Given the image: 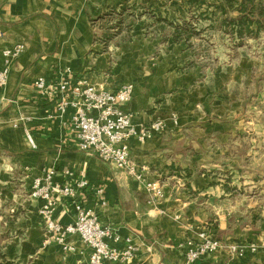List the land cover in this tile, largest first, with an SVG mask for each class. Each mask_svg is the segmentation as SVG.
<instances>
[{
    "label": "crops",
    "instance_id": "0c3cea01",
    "mask_svg": "<svg viewBox=\"0 0 264 264\" xmlns=\"http://www.w3.org/2000/svg\"><path fill=\"white\" fill-rule=\"evenodd\" d=\"M150 1L0 0V70L4 49L25 46L11 67L8 85L0 90V176L10 181L13 199L6 203H11L12 212H20L11 216L16 218L13 222L3 220L10 217L6 214L0 217V246L12 264H86L89 259L90 249L77 236L68 239L74 251H65L53 240L46 243L41 202L31 199L30 192L33 179L51 168L57 171L58 184L75 185L82 177L89 181L80 199L122 237L115 246L123 247L126 239L139 246L133 262L118 264H185L186 242L208 230L213 214L219 216L215 221L221 230L228 226L232 212L221 213L212 200L224 195L223 178L238 173L237 162H229L230 146L239 145L233 139L246 129L244 88H253L247 93L254 95L258 82L244 69L229 73L231 67L221 59L218 67L196 64L189 42L176 43L173 36L165 42L156 32L157 21L153 23L161 15L159 4ZM129 4H146L148 10L130 11V19L136 20L131 21L127 37L121 39L125 34L121 32L120 40L107 47L96 41L94 13L119 12ZM165 6L160 2V9ZM81 77L111 92L132 85V100L124 110L133 115L134 125L166 123L165 132L152 134L143 143H130L131 160L164 186L166 197L160 203L151 204L144 188L124 171L76 148L77 134L69 125L74 110L68 108L61 116L56 87ZM40 78L50 85L46 91L35 87ZM252 123L257 130L258 120ZM28 134L36 149L30 146ZM65 171L72 176H65ZM14 173L24 175L20 188L29 193L28 198L13 194ZM232 184L241 186L238 181ZM75 214L70 201L57 197L58 223L72 224ZM255 228L240 225L222 239L226 244L255 245V252L249 250L239 258L223 249L196 264H264V232L261 226Z\"/></svg>",
    "mask_w": 264,
    "mask_h": 264
},
{
    "label": "built area",
    "instance_id": "2783aa9c",
    "mask_svg": "<svg viewBox=\"0 0 264 264\" xmlns=\"http://www.w3.org/2000/svg\"><path fill=\"white\" fill-rule=\"evenodd\" d=\"M25 52V46L17 44L3 50L4 66L0 70V90L9 82L10 71L14 61ZM38 91H46L50 85L45 79L35 81ZM57 106L61 116L68 108L74 110L69 125L77 134L75 146L82 152L96 155L102 162L116 170L124 171L137 185L144 188L149 202L157 204L166 197L164 186L159 180L148 177V169L131 160V141L145 142L152 134H161L167 129L164 121L158 120L146 126H136L133 115L124 110L132 100L133 86L124 85L111 92L98 88L87 78L62 81L56 87ZM173 122L178 123L176 117ZM33 149L36 143L31 134L27 135ZM65 176H72L70 171ZM57 171L54 168L43 170L33 179L30 197L41 202L39 214L46 243L53 240L65 251H74L69 237L77 236L90 249L86 264H118L133 262L140 251L137 244L130 239L125 240L121 248L114 244L122 242V237L109 225H105L99 216L87 209L80 199V194L90 187L89 181L82 177L75 185L56 183ZM103 196L104 191H97ZM57 197L70 201L75 208V221L69 225H61L54 219ZM227 249L239 258L250 250L255 252V245L238 243L226 244L213 237L208 230H201L197 238L185 244V264H196L202 258Z\"/></svg>",
    "mask_w": 264,
    "mask_h": 264
},
{
    "label": "rangeland",
    "instance_id": "374dc122",
    "mask_svg": "<svg viewBox=\"0 0 264 264\" xmlns=\"http://www.w3.org/2000/svg\"><path fill=\"white\" fill-rule=\"evenodd\" d=\"M153 1L151 0L150 3H154ZM213 1L199 0V4L196 5L190 4L189 0H175L171 4L170 0H157L155 4H159V6L155 8L159 9L161 11L160 16L163 19H167L170 23H181V20L190 22L193 19V27H196L197 32H200L189 42L191 43V53L197 58L196 64L203 67H218L219 60L221 59V62H227L225 64L231 67L228 70L229 73L233 74V72L236 73V70L240 69L242 71L244 69L246 72L253 73L250 79L258 82L256 87L257 91L252 90L255 93L254 95H248L247 93L253 88L243 87L246 91L244 96L246 101L244 103L242 117L246 129L240 133L237 132L236 137L233 139L235 142L238 139L240 141L239 145L231 144L232 147L230 146L229 162H237L235 171L238 173L237 175H230L228 173L226 175L227 178H223L224 183H226V191L220 199L213 198L212 200L213 206L221 207L223 210L221 213L226 211L232 212L227 220L229 224L224 230H221L219 223L215 221V219L218 220L219 216L213 214L209 218V223L212 225L208 227V231L216 239L222 240L224 235L231 233L236 227L244 224L245 226H250V228H258L261 226V231L264 232V32L261 33L257 40H248L244 46L236 47L230 37L221 31L220 23L224 18H221L218 14L216 17H213V21L210 20L212 18L211 12L215 11V9L208 10L207 5L214 3ZM160 2L166 4V9H160L163 8L160 7ZM147 6L146 4H135L133 6L129 4L126 6L127 11L124 16H120L119 13L115 12L113 16L103 18V15L111 14L110 10L101 13L102 19H99L96 15L94 21L95 27L97 28V37L101 40L100 42L103 43L106 40L105 37L108 35H114L112 39L108 40L109 43H114V41H118L120 38L124 39L127 37V29L136 20L133 18H131L132 20L130 19V11L134 10L140 13L139 10H148L145 9ZM167 9L170 10L171 16L167 15ZM134 11L132 13L133 16ZM162 13L165 14L162 15ZM236 15L234 14L233 16ZM156 21L157 19L153 23ZM204 27L208 28V32L203 31ZM212 27L214 28L212 29ZM155 29L159 30L156 32L164 38L165 42L174 34L173 28L164 22L156 23ZM121 32H125V34L118 38ZM242 83L247 82L243 80ZM236 88L238 89V87ZM255 119L258 120L259 127L254 131L252 121ZM254 141L255 143L253 144ZM252 146L254 147L252 148ZM251 151L252 153L255 152V154H250ZM237 155L239 160L237 159ZM23 176L21 173H14V176L11 177L13 179L12 184H15L16 187L14 188L13 194L26 199L29 197V193L23 192V189L20 188L22 186L20 180H22ZM236 181L240 182V188L232 184V182ZM9 184L10 181L3 180L2 176H0V217L4 214L10 216L3 218L7 223L15 221L16 218H11V216L16 217L20 213L16 211L12 212L13 207L10 205L11 203H6L9 199H13ZM245 220L249 222L247 223ZM252 223L255 225H252ZM0 226L3 225L0 224Z\"/></svg>",
    "mask_w": 264,
    "mask_h": 264
},
{
    "label": "trees",
    "instance_id": "16d2710c",
    "mask_svg": "<svg viewBox=\"0 0 264 264\" xmlns=\"http://www.w3.org/2000/svg\"><path fill=\"white\" fill-rule=\"evenodd\" d=\"M213 2L214 3L207 5L208 10L215 9V11L211 12L212 18H210V20L213 21V17H216L218 14L221 18H224L220 23L221 31L230 37L236 47L244 46L245 42L248 40H257L261 33L264 32V0H214ZM189 3L198 5L199 0H189ZM110 11L111 14H106L105 16H102L99 12L94 13V17H92L93 25H95L94 18L96 15L99 19H102V17L113 16V14L117 12L116 9ZM125 11L126 5L117 13L123 16ZM147 13L150 14V12H146V14ZM234 14L237 15L233 16ZM202 15H204V13H202ZM159 22H164L173 28V37L176 43L190 42L194 36L200 33L197 32V29H195L196 27H193V19L190 22L181 20V23H170L167 19H163L160 16L157 18V23ZM213 28L214 27H212V29ZM113 36L114 35H108L105 37L106 40L103 43L106 47L109 43L108 40L112 39ZM96 41H101L97 35ZM0 264H12L6 259L1 246Z\"/></svg>",
    "mask_w": 264,
    "mask_h": 264
}]
</instances>
